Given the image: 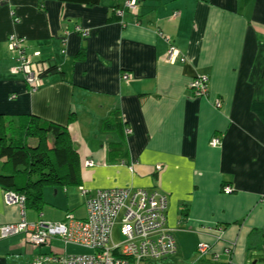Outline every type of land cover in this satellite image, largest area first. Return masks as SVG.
<instances>
[{"label": "crops", "instance_id": "1", "mask_svg": "<svg viewBox=\"0 0 264 264\" xmlns=\"http://www.w3.org/2000/svg\"><path fill=\"white\" fill-rule=\"evenodd\" d=\"M137 1L123 24L115 10L125 0H0V113L69 123L80 185L91 195L123 187L165 194L177 246L168 264H264V0ZM11 33L26 38L33 60L63 74L30 89L12 70ZM198 75L209 78L205 97L189 88ZM115 112L130 134L106 127ZM213 137L221 143L210 145ZM80 185L45 187L44 206L27 209L26 219L87 217ZM4 193L0 226L21 218ZM202 241L211 254L199 255ZM85 249L59 237L37 246L18 233L0 239V264Z\"/></svg>", "mask_w": 264, "mask_h": 264}, {"label": "built area", "instance_id": "2", "mask_svg": "<svg viewBox=\"0 0 264 264\" xmlns=\"http://www.w3.org/2000/svg\"><path fill=\"white\" fill-rule=\"evenodd\" d=\"M137 0H125L122 6L116 8L115 13L126 24L125 16L128 12L137 13ZM14 16V21H17ZM83 36L91 33L90 29L77 27ZM9 45L12 50L18 49L21 58L19 66L13 68L15 73H21L32 90L41 83L38 66L29 55L24 56L25 37H17L15 33L9 35ZM25 53V54H24ZM178 56V51L171 42L167 51V59L172 61ZM189 88L198 97H205L209 92V78L207 75L194 77ZM220 106V102H217ZM126 134L132 129L127 127ZM221 143L220 137H213L210 145ZM86 165H93L92 159L85 161ZM160 168V167H159ZM87 195V217L77 218L68 214L64 221H35L26 219L25 197L13 191L4 193L8 204L18 205L21 218L17 222L0 226V239L25 233L28 241L34 245L46 244L49 238L59 237L65 244H75L88 249L85 253L61 255H46L35 260L36 264L43 261L54 264H166L167 259L176 251V241L172 228L167 224V196L160 191H149L145 188H113L98 190L96 194H89V189L80 187ZM232 192L230 187L224 189ZM122 214V232L124 240L116 244L113 241L112 229L116 218ZM211 244L199 242L197 251L200 256L211 254ZM220 253H212V258L218 260Z\"/></svg>", "mask_w": 264, "mask_h": 264}, {"label": "trees", "instance_id": "3", "mask_svg": "<svg viewBox=\"0 0 264 264\" xmlns=\"http://www.w3.org/2000/svg\"><path fill=\"white\" fill-rule=\"evenodd\" d=\"M15 34L19 38L24 37ZM15 51L19 62L13 68L19 66L21 58H24L18 49ZM34 62L39 67L40 78L63 74L57 63L45 65L40 61ZM73 117V113H70L69 121ZM105 123L109 128L121 125L124 131L127 128L119 112H115ZM68 124L33 113L19 116L0 113V187L4 192L13 191L23 195L25 211L29 208L42 209L45 204L44 189L47 186L81 184V157L73 144Z\"/></svg>", "mask_w": 264, "mask_h": 264}, {"label": "rangeland", "instance_id": "4", "mask_svg": "<svg viewBox=\"0 0 264 264\" xmlns=\"http://www.w3.org/2000/svg\"><path fill=\"white\" fill-rule=\"evenodd\" d=\"M15 53V52H14ZM13 52H12V55L14 54ZM19 62V61H18ZM12 70H13V68H12ZM30 89H32V88H30ZM14 127H15V124H14ZM17 128H15V130H16ZM82 185H80V187H81ZM71 187H74V186H71ZM79 191V190H78ZM78 201H80V202H83L84 201V195L82 194V192L80 191V192H78ZM15 205V204H14ZM18 206V205H17ZM72 214V213H71ZM74 214V213H73ZM121 228H122V214H120L117 218H116V220H115V223H114V225H113V229H112V237H113V241H114V243H116V244H119V243H121L123 240H124V234H123V232H122V230H121ZM49 240V239H48ZM47 240V241H48ZM89 250H86L85 249V252H88ZM197 255V254H196ZM168 258H170V257H168ZM165 259V260H163V262L164 263H166V264H168L169 262H170V260L169 259ZM175 258H177L178 259V256L176 255L175 256ZM35 260V259H34ZM181 259H178V261L177 262H179ZM169 261V262H168Z\"/></svg>", "mask_w": 264, "mask_h": 264}]
</instances>
